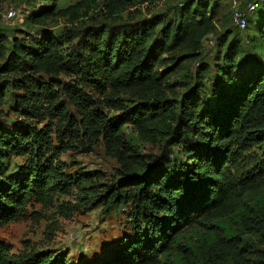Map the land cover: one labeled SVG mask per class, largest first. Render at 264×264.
Listing matches in <instances>:
<instances>
[{"label":"trees","instance_id":"16d2710c","mask_svg":"<svg viewBox=\"0 0 264 264\" xmlns=\"http://www.w3.org/2000/svg\"><path fill=\"white\" fill-rule=\"evenodd\" d=\"M57 1L38 4L28 19L44 22ZM136 1L109 0L106 6L119 14ZM250 1L243 0L242 8ZM84 2L58 13L72 14ZM221 8L220 0H180L164 12L116 27L62 34L44 28L21 30L20 35L18 29L0 31V101L10 88L25 115L48 113L58 119L61 133L77 135L78 122L60 103L65 93L86 128L102 130L120 164L119 181L98 194L99 201L107 209L133 206V236L107 259L91 264H174L163 258L181 232L210 219L230 218L234 230L213 224V238L202 240L201 247L178 244L181 264L246 261L256 246L254 238L264 242V201H247L264 189V0L248 16L246 29L253 34L243 38L236 29H226L207 59L205 41L218 33ZM41 74H64L75 83L45 82L37 78ZM122 96L136 104L115 118L98 110L105 103L119 107ZM126 123L145 141L163 142L161 155L151 158L135 147L126 138ZM1 130L0 157L15 150L34 152L35 146L39 156L38 148L51 145L49 136L32 124ZM54 162L7 176L0 161V221L18 220L33 203L52 204L61 185L67 192L75 183L81 187L85 175L52 184ZM0 264L76 263L63 252L17 254L0 243ZM255 264H264V255Z\"/></svg>","mask_w":264,"mask_h":264},{"label":"rangeland","instance_id":"374dc122","mask_svg":"<svg viewBox=\"0 0 264 264\" xmlns=\"http://www.w3.org/2000/svg\"><path fill=\"white\" fill-rule=\"evenodd\" d=\"M81 1L58 0L53 15L44 18V22H35L28 19L29 14L38 4H44L47 0H0V31L12 34L14 29H18L17 33L20 35L21 30L35 33L39 28H44L55 34H62L68 30L89 26L116 27L164 12L180 2V0H155L154 2L137 0L136 4H132L117 14L106 6L109 0H85L83 6L72 14L58 13L59 9L77 6ZM220 2L223 9L221 8L219 15L218 33L211 34L206 39V54H209L211 48L214 47L217 35L224 33L226 29H236L243 38H247L248 34L250 36L253 34L251 29L238 30L235 28L231 18L232 4L229 0H220ZM11 9H16L19 14L14 19L7 16ZM212 56L207 55V59ZM2 63L0 59V64ZM38 77L45 82L56 78L62 81V84L75 83L74 77L64 74L59 76L41 74ZM56 90L61 92V88L57 87ZM5 94L4 100L0 101V135L2 134L1 129L12 131L20 125L23 127V125L32 124L39 130H43L45 135L49 136L47 139L51 140L49 149H46V146L42 149L38 148L39 156L34 155L37 152L35 146L34 152L25 153L15 150L0 157L1 164L6 169V175H16L23 169L29 170L33 166L39 167L41 164L48 163L49 160H55L54 164L57 167L51 170L54 178L52 184H65L67 177L75 180L81 175H85V181L81 187L75 183L69 192L62 190L63 185L59 186L60 189L54 192L52 204L33 203L16 221L9 223L0 221V243L7 244L11 251L17 254L31 250L63 252L76 264H91L107 259L110 251L120 247L123 240L133 236V206L124 204L114 209H107L99 201L100 195L98 194L102 195L108 185L119 181L121 168L117 158L108 150L102 130L95 127L94 133L89 131L86 128L85 118L65 93L61 94L60 103L67 107L69 115L78 122L77 133L79 134L77 135L69 130L61 133L59 130L61 124L58 119L48 113H43L40 117L25 115L12 100L10 88ZM119 101V107H110L105 103L98 105L97 108L109 118H115L136 104V101L127 96H122ZM123 129L126 138L145 156L154 158L161 155L163 142L145 141L130 123H126ZM249 198H247L249 204H256L258 200L264 201V189L256 196ZM258 204L261 205V203ZM231 222L233 220L230 218L220 221L218 219L216 221L203 220V223L184 229L177 243L163 260L170 257L174 264H181L178 244L190 243L201 247L202 240L213 238L212 226L222 223L234 230V224H230ZM253 242L256 246L248 253L247 260L234 264H255V259L264 255V242H260L259 238H254Z\"/></svg>","mask_w":264,"mask_h":264},{"label":"built area","instance_id":"2783aa9c","mask_svg":"<svg viewBox=\"0 0 264 264\" xmlns=\"http://www.w3.org/2000/svg\"><path fill=\"white\" fill-rule=\"evenodd\" d=\"M233 8V23L234 25L241 30L246 29L248 25V16L254 12L262 0H252L248 2L244 8H242L243 0H230ZM17 15L16 9H11L8 11V18L14 19Z\"/></svg>","mask_w":264,"mask_h":264}]
</instances>
